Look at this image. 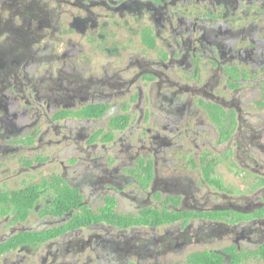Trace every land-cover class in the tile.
Returning a JSON list of instances; mask_svg holds the SVG:
<instances>
[{"label":"flooded vegetation","instance_id":"flooded-vegetation-1","mask_svg":"<svg viewBox=\"0 0 264 264\" xmlns=\"http://www.w3.org/2000/svg\"><path fill=\"white\" fill-rule=\"evenodd\" d=\"M0 264H264V0H0Z\"/></svg>","mask_w":264,"mask_h":264},{"label":"rangeland","instance_id":"rangeland-1","mask_svg":"<svg viewBox=\"0 0 264 264\" xmlns=\"http://www.w3.org/2000/svg\"><path fill=\"white\" fill-rule=\"evenodd\" d=\"M226 178H227V177H226ZM228 178L232 179L233 181L235 180V179L232 177V175H229ZM228 178H227V179H228ZM225 181L227 182L226 179H225Z\"/></svg>","mask_w":264,"mask_h":264},{"label":"trees","instance_id":"trees-1","mask_svg":"<svg viewBox=\"0 0 264 264\" xmlns=\"http://www.w3.org/2000/svg\"><path fill=\"white\" fill-rule=\"evenodd\" d=\"M29 206H30V203H29V205L27 207H25V209H24L25 212H26V210L28 209Z\"/></svg>","mask_w":264,"mask_h":264}]
</instances>
